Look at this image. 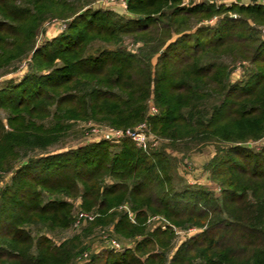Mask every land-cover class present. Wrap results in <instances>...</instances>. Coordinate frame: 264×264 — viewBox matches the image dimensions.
Instances as JSON below:
<instances>
[{"label": "trees", "instance_id": "obj_1", "mask_svg": "<svg viewBox=\"0 0 264 264\" xmlns=\"http://www.w3.org/2000/svg\"><path fill=\"white\" fill-rule=\"evenodd\" d=\"M93 1L0 0V69L13 71L30 57L21 80L0 87V178L11 174L0 189V264H77L92 251L82 237L109 224L132 245L108 251L103 264H264V151L240 145L264 135V37L247 21L264 23V7L127 0L134 16L126 18L90 7ZM221 13L212 26L186 28L188 17ZM57 18L65 29L34 48L41 26ZM125 36L140 46L124 47ZM223 56L253 66L232 81ZM150 95L157 113L146 117ZM86 119L123 128L145 122L172 146L220 142L206 164L219 197L202 186H170L169 154L145 152L131 139L115 152L101 140L29 155ZM61 195L79 196L95 217L59 243L33 235L31 225L54 231L73 222ZM153 216L170 225L146 223ZM172 225L198 231L168 256ZM89 256L80 264H93L97 256Z\"/></svg>", "mask_w": 264, "mask_h": 264}, {"label": "rangeland", "instance_id": "obj_2", "mask_svg": "<svg viewBox=\"0 0 264 264\" xmlns=\"http://www.w3.org/2000/svg\"><path fill=\"white\" fill-rule=\"evenodd\" d=\"M199 2H208L212 3L217 6L226 7L231 4H243L244 2H248V0H180V6H189L194 3ZM90 7L97 9L101 8L104 10H110L120 16H124L126 18H132L134 15L130 13L127 8L122 3H112L110 0H95L91 3ZM225 13L215 14L212 15L209 19H197L195 16L188 17L187 19V27L191 31L197 27L203 26H212L214 25L221 16ZM232 18H237L239 15L237 13H230L229 14ZM247 21L250 25L254 26L258 29L259 26L263 25L264 23L253 22L250 18H247ZM67 24L66 20L63 19H53L51 21L45 22L41 28L38 30V34L36 35V40L34 44V48L41 45L44 41L51 39L52 37L56 36L62 30L65 29ZM122 45L128 49L135 50L137 46H140V42H134L129 36H125L122 40ZM32 51L30 52V54ZM31 56V55H29ZM223 62L228 64L230 68V79L236 80L244 76V74L251 68L253 65L244 59H236L231 60V58L223 56ZM30 63V57L23 58L21 61H18L14 66L16 69L13 71H9L5 73L3 69H0V87H2L8 80H12L14 82H19L22 76L28 70V64ZM177 65V63H176ZM207 88H211V85H207ZM212 102V99L207 97V100L204 101V105H209ZM207 107V106H206ZM154 108V110H153ZM157 107L154 104L153 95H150L146 100V117L150 114H156ZM0 116L3 122H6V111L0 109ZM71 129L65 133V136L61 138L60 142L54 143L47 147L46 150H34L33 152H29L30 156H39L40 154H44L45 152H54V151H64L70 148L77 147L79 145L92 143L95 141L104 140L102 137V132L107 128H114V129H126L123 127H117L111 125L107 122H97L93 119H86V120H75L72 121ZM141 123V122H140ZM134 126H137L138 124ZM144 123V122H143ZM147 125V124H146ZM133 126V127H134ZM148 126V125H147ZM6 128V125H5ZM148 132L146 135L147 141L149 143V151L151 150H160L163 148L167 154H169L170 162H169V172L171 176L170 186H173L177 190H189L193 189L198 186H202L214 192L215 197H219L220 195V186L217 183L218 181L214 179L209 171L206 170V164L209 159L213 156L215 152V147L220 144L217 141H207L202 144L189 142L186 140H179L176 141L174 146H172V142L169 138L163 137L156 133H153L149 127ZM122 139L128 138H121L120 140H104L113 146H109L110 152H115L118 150V145L122 142ZM130 140V139H129ZM156 140L157 143H154ZM134 143V142H133ZM135 144V143H134ZM152 144H155L152 146ZM228 142L221 143L220 146L229 145ZM240 144V143H236ZM137 148H140L137 144H135ZM240 145L249 147L253 151H264V135L256 140H250L242 142ZM141 149V148H140ZM142 150V149H141ZM10 173H4L3 176L0 178V189L4 187L7 183H9ZM168 185V186H169ZM219 188V189H218ZM49 198H53L52 195L48 196ZM62 199L69 201L72 204V215H73V222L67 228H57L54 231L48 230L44 226L39 225H31L28 227L30 232L33 235L37 233H42L45 235L50 236L56 243L71 237L75 234H81L83 228L86 226V221L84 219H88L89 221L95 217V214L92 211H86L82 209L81 206V198L77 197H66L64 195L60 196ZM127 208L125 206H121L118 209ZM82 214V215H81ZM129 216L132 218L133 213L129 210ZM152 219L146 220V223H151L153 226L158 222L161 223V227L164 228L166 225H170V223L162 216H153ZM111 224L105 226H97L92 232L88 233L86 237H82L83 242L89 244L92 251L88 252L87 250L84 251L81 256L77 257V264L86 262L90 259L89 255H96L95 261L93 264H103L106 254L108 251H123L124 247L131 246L132 239L127 238H120L118 235L113 233L111 229ZM173 229L175 230V236L171 240L172 248L170 249L168 256L175 250L176 246L182 242L183 240L187 239L189 236L195 234L198 230L191 228L187 230H179L172 225ZM116 241V245H112L111 240ZM169 258V257H168ZM165 264H169L168 261Z\"/></svg>", "mask_w": 264, "mask_h": 264}, {"label": "built area", "instance_id": "obj_3", "mask_svg": "<svg viewBox=\"0 0 264 264\" xmlns=\"http://www.w3.org/2000/svg\"><path fill=\"white\" fill-rule=\"evenodd\" d=\"M112 3L118 2L122 3L126 7L127 0H110ZM245 5L248 4H257L264 7V0H248V2H244ZM258 30L262 37H264V24L258 27ZM154 110V108H153ZM148 126L146 123L142 122L135 127L126 128V129H114L107 128L102 132V137L104 140H120L121 138L131 139L135 144H137L143 151L149 152V143L147 141L146 135L148 132ZM154 143H157L154 140ZM155 144H152V146ZM219 189V188H218ZM82 215V214H81ZM112 245H116V241L111 240Z\"/></svg>", "mask_w": 264, "mask_h": 264}]
</instances>
